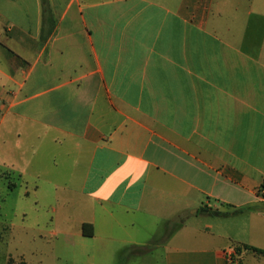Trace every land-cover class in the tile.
<instances>
[{
  "label": "crops",
  "instance_id": "0c3cea01",
  "mask_svg": "<svg viewBox=\"0 0 264 264\" xmlns=\"http://www.w3.org/2000/svg\"><path fill=\"white\" fill-rule=\"evenodd\" d=\"M0 165L53 264H264V0H0Z\"/></svg>",
  "mask_w": 264,
  "mask_h": 264
},
{
  "label": "rangeland",
  "instance_id": "374dc122",
  "mask_svg": "<svg viewBox=\"0 0 264 264\" xmlns=\"http://www.w3.org/2000/svg\"><path fill=\"white\" fill-rule=\"evenodd\" d=\"M21 140L25 142L24 133ZM8 156L24 168L26 158L24 148L13 149ZM38 160L49 162L50 158L39 156ZM4 171L3 165H0V236L2 240L0 241V264H7L6 258L9 252L14 255V258H17L16 255H24L28 264H53L52 256L59 253L62 246L59 241L48 236L47 240L42 241L38 235L45 229L38 228V225L52 220L56 216L54 210L60 211L62 205L58 201L59 198L46 194L47 187L35 193L24 179L13 175L7 179V175L3 174ZM10 183L14 184V187L10 188ZM39 183L41 186L44 184L42 181ZM32 250H38L39 253L33 254ZM48 259L51 261L48 262ZM62 264L68 263L62 261Z\"/></svg>",
  "mask_w": 264,
  "mask_h": 264
},
{
  "label": "trees",
  "instance_id": "16d2710c",
  "mask_svg": "<svg viewBox=\"0 0 264 264\" xmlns=\"http://www.w3.org/2000/svg\"><path fill=\"white\" fill-rule=\"evenodd\" d=\"M261 190H264V183L261 186ZM248 209L250 210H256L257 207L256 206H251ZM236 250L238 251V253H241L242 251H248V252H253L259 255H264V251L263 250H259L257 248L251 247V246H237L235 247Z\"/></svg>",
  "mask_w": 264,
  "mask_h": 264
},
{
  "label": "built area",
  "instance_id": "2783aa9c",
  "mask_svg": "<svg viewBox=\"0 0 264 264\" xmlns=\"http://www.w3.org/2000/svg\"><path fill=\"white\" fill-rule=\"evenodd\" d=\"M238 256H239V253L235 247L227 248V250L225 251L226 260L230 263L234 262L235 259L238 258Z\"/></svg>",
  "mask_w": 264,
  "mask_h": 264
}]
</instances>
